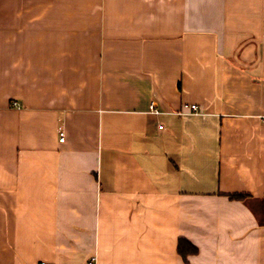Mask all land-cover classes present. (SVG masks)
Here are the masks:
<instances>
[{"label":"crops","instance_id":"0c3cea01","mask_svg":"<svg viewBox=\"0 0 264 264\" xmlns=\"http://www.w3.org/2000/svg\"><path fill=\"white\" fill-rule=\"evenodd\" d=\"M93 257L264 264V0H0V264Z\"/></svg>","mask_w":264,"mask_h":264},{"label":"trees","instance_id":"16d2710c","mask_svg":"<svg viewBox=\"0 0 264 264\" xmlns=\"http://www.w3.org/2000/svg\"><path fill=\"white\" fill-rule=\"evenodd\" d=\"M247 196H233L235 199H246ZM179 254L183 257V259L186 261L189 256L197 254L198 250L197 248L192 245L187 240L181 239L179 241V248H178Z\"/></svg>","mask_w":264,"mask_h":264},{"label":"built area","instance_id":"2783aa9c","mask_svg":"<svg viewBox=\"0 0 264 264\" xmlns=\"http://www.w3.org/2000/svg\"><path fill=\"white\" fill-rule=\"evenodd\" d=\"M192 109L193 110H197V106L196 105H192ZM155 112H158L156 109H155ZM162 128V127H161ZM59 134H60V142H64V132H63V130L60 128L59 129ZM95 261H96V258L95 257H93V258H91V260L88 262V264H94L95 263ZM44 264V263H43Z\"/></svg>","mask_w":264,"mask_h":264}]
</instances>
